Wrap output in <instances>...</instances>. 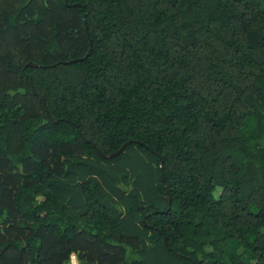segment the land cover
I'll use <instances>...</instances> for the list:
<instances>
[{
  "label": "trees",
  "instance_id": "16d2710c",
  "mask_svg": "<svg viewBox=\"0 0 264 264\" xmlns=\"http://www.w3.org/2000/svg\"><path fill=\"white\" fill-rule=\"evenodd\" d=\"M152 249L264 264V0H0V264Z\"/></svg>",
  "mask_w": 264,
  "mask_h": 264
},
{
  "label": "rangeland",
  "instance_id": "374dc122",
  "mask_svg": "<svg viewBox=\"0 0 264 264\" xmlns=\"http://www.w3.org/2000/svg\"><path fill=\"white\" fill-rule=\"evenodd\" d=\"M2 70V68H1ZM2 76L5 75V73L1 74ZM139 153V154H138ZM122 162L124 165H127L129 168H132L140 175L141 182L139 183L138 189L141 190L143 193H146V196L156 199L157 193L156 189L151 184V180L154 174L153 169H150L153 167L152 161H148L149 163H152V165H148L145 161L143 153H141L135 146H129L127 149H125L118 160L115 163ZM120 166V165H118ZM143 207L140 206V209ZM143 221V220H142ZM131 229V228H130ZM161 246V245H159ZM152 252L154 253V258L158 261L163 262L164 264H184L182 260L172 256V255H165L163 250H156L152 249ZM147 260H151L149 256L151 254H146ZM167 256V257H166ZM189 264V263H186Z\"/></svg>",
  "mask_w": 264,
  "mask_h": 264
},
{
  "label": "water",
  "instance_id": "95a60500",
  "mask_svg": "<svg viewBox=\"0 0 264 264\" xmlns=\"http://www.w3.org/2000/svg\"><path fill=\"white\" fill-rule=\"evenodd\" d=\"M66 2V1H65ZM26 65H31V66H37V64L33 63L32 61H29L26 63ZM40 100H42V98H40ZM125 147V145H123L119 150H117L116 152L106 156V157H112L114 155H118L120 153V151ZM163 178V177H162ZM144 223V221H143Z\"/></svg>",
  "mask_w": 264,
  "mask_h": 264
},
{
  "label": "built area",
  "instance_id": "2783aa9c",
  "mask_svg": "<svg viewBox=\"0 0 264 264\" xmlns=\"http://www.w3.org/2000/svg\"><path fill=\"white\" fill-rule=\"evenodd\" d=\"M68 264H78L75 254L70 255V259H69Z\"/></svg>",
  "mask_w": 264,
  "mask_h": 264
},
{
  "label": "flooded vegetation",
  "instance_id": "af4514ba",
  "mask_svg": "<svg viewBox=\"0 0 264 264\" xmlns=\"http://www.w3.org/2000/svg\"><path fill=\"white\" fill-rule=\"evenodd\" d=\"M145 216H148V214H144Z\"/></svg>",
  "mask_w": 264,
  "mask_h": 264
}]
</instances>
